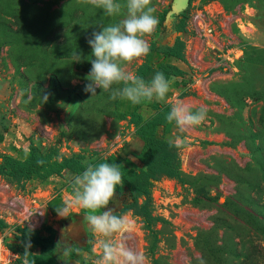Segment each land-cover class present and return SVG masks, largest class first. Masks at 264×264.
I'll list each match as a JSON object with an SVG mask.
<instances>
[{
    "label": "rangeland",
    "instance_id": "rangeland-1",
    "mask_svg": "<svg viewBox=\"0 0 264 264\" xmlns=\"http://www.w3.org/2000/svg\"><path fill=\"white\" fill-rule=\"evenodd\" d=\"M220 1L231 15L224 45L240 47L243 55L223 64L216 61L219 50L192 58L212 77L206 91L182 94L193 111L208 109L199 125L174 127L181 138L182 176L155 181L152 217L126 213L130 231L112 237L143 253L145 264H199L201 258L204 264H264V0ZM116 2L121 12L108 16L81 0H0V153L25 159L34 143L59 157L83 154L86 164L114 152L137 166L129 156L138 148L135 128L121 109L122 99L99 88L93 97L83 90L94 59L87 42L92 32L127 15L126 0ZM173 4L151 0L158 21L168 12L161 29L144 37L150 47L173 44L178 35L188 38L175 31ZM187 7L188 0H176V10ZM74 52L80 62L73 61ZM146 60L158 65L165 58L149 51L121 66L135 75ZM192 70L190 63L184 77ZM153 111L149 104L140 109L145 117ZM126 201L129 194L115 195L110 208ZM84 216H74L64 240H91L84 264H97L103 237L90 231Z\"/></svg>",
    "mask_w": 264,
    "mask_h": 264
},
{
    "label": "clouds",
    "instance_id": "clouds-1",
    "mask_svg": "<svg viewBox=\"0 0 264 264\" xmlns=\"http://www.w3.org/2000/svg\"><path fill=\"white\" fill-rule=\"evenodd\" d=\"M81 2L103 9L108 16L119 14L122 8L116 0ZM124 6L127 9L124 19L117 24L102 27L99 31H93L87 41L94 59H90L91 69L86 77L88 83L83 90L91 93V97L97 95L98 88L105 92L111 91V99L128 100L134 105L153 100L162 102L170 89V82L162 72H156L152 79L146 82L144 78L130 74L121 66L122 62L131 63L149 53L150 44L144 37L151 34L159 23L154 15L155 9L151 6V0H126ZM73 61L80 62L78 52L73 53ZM113 85L122 87L113 89ZM207 112L206 106L202 105L193 111L183 102H178L172 105L165 119L170 124L174 122L177 128L183 131L202 123ZM168 144L170 147L181 146L173 140H169ZM37 163L44 162L38 160ZM73 184L75 199L57 208V213L60 216H68L73 206L87 210L84 220L90 231L103 237L97 264H145L143 253L129 247L123 239H112L114 234L130 231L126 219L114 214V209L107 208L117 186L123 184L121 165L109 162L90 164L81 174L74 177ZM100 209L102 211L97 214ZM30 246V242L27 243L26 250ZM70 251V248H66L63 255L67 256ZM199 264H204L202 258Z\"/></svg>",
    "mask_w": 264,
    "mask_h": 264
},
{
    "label": "trees",
    "instance_id": "trees-1",
    "mask_svg": "<svg viewBox=\"0 0 264 264\" xmlns=\"http://www.w3.org/2000/svg\"><path fill=\"white\" fill-rule=\"evenodd\" d=\"M193 0H189L188 7L181 13L177 14L178 21L175 24L177 34L185 31L189 7ZM167 10L159 19L157 30L161 29L164 24ZM159 52L165 60L158 65L152 64L149 60L141 63L135 73V76L144 78L146 82L150 81L156 72H162L164 76L171 81L174 77H183L186 71L183 70L177 62L186 61L185 41L178 35L173 44L156 45L153 42L150 52ZM240 60V59H239ZM237 60V61H239ZM170 92L162 102L156 100L144 101L140 104H132L128 100H122L120 104L124 115L129 117L131 124L135 128V133L143 140L142 150L136 154V157L145 165V167L128 166L118 155L107 154L97 156L90 163L84 162L83 154H76L71 157H59L55 150L43 151L34 143L30 144L29 155L25 159H20L8 154L0 153V175L10 179L15 183L29 180L46 181L54 175H61L64 171L69 170L76 175L81 174L85 168L92 164L101 162L116 163L121 165L123 184L118 185L114 195L122 196L129 194V201L123 203L120 212L122 214L131 211L134 215L144 218L152 217V188L155 181L163 178H180L182 169L180 166L179 151L180 147L168 144L166 135L171 133L176 126L175 123H168L165 119L166 114L170 111L172 105L167 101ZM149 104L154 111L145 117L140 109ZM1 125V123H0ZM161 128V135L159 130ZM4 139L0 131V142ZM181 145V144H180ZM42 160L44 163L38 164ZM113 203V198L107 208ZM102 210V209H100ZM6 227V223L0 219V230ZM48 235L31 234L28 229H20L16 240L10 243L13 251L18 253V258L13 264H64L65 261L76 260L81 264L85 263L83 251H92V241L84 243L72 242L65 243L57 239V232L50 226L45 228ZM30 242V247L25 245ZM40 246V252L33 251V246ZM66 248L71 251L67 256L63 253Z\"/></svg>",
    "mask_w": 264,
    "mask_h": 264
},
{
    "label": "built area",
    "instance_id": "built-area-1",
    "mask_svg": "<svg viewBox=\"0 0 264 264\" xmlns=\"http://www.w3.org/2000/svg\"><path fill=\"white\" fill-rule=\"evenodd\" d=\"M230 18V13L220 0H193L189 7L186 29L181 32L188 38H181L185 41V56L194 70L190 76L184 77L185 81L180 89L172 91L168 100L171 105L182 102V94L185 92L207 90L212 74L208 68H202L193 61L194 56H202L205 53L203 51L219 50L221 53L216 61L220 64L234 62L242 57L243 50L240 47L231 44L228 46L229 43L228 47L224 45L223 28ZM46 202V195L38 186L28 185L23 188L0 175V219L6 223V227L0 230V264H13L18 258V253L9 244L16 240L20 229L41 228L45 223Z\"/></svg>",
    "mask_w": 264,
    "mask_h": 264
},
{
    "label": "crops",
    "instance_id": "crops-1",
    "mask_svg": "<svg viewBox=\"0 0 264 264\" xmlns=\"http://www.w3.org/2000/svg\"><path fill=\"white\" fill-rule=\"evenodd\" d=\"M178 65L183 70H185L186 72H188L190 69V63L187 62V60L186 61H179ZM184 81H185L184 76L172 78L170 81V89H169L170 94H172V91L174 89H180L182 87V85L184 84ZM169 97H170V95H169ZM167 100H169V98ZM166 138L168 140H173L176 142L181 141V138H178V135L175 133V129H173V131L171 133L167 134ZM133 141L138 143V148L135 149L134 152H130L129 156L132 158L135 165H137L139 167H145V165L136 157V154L142 150L144 142L135 132H134ZM130 148H132V146H130ZM98 155L101 156V155H105V154L100 153ZM68 175L72 176L71 177L72 181L67 180ZM74 177H75V174L73 172L66 170L61 175L52 176L50 178V180L48 179L46 181H39V180L26 181V184H25L26 186H28V185L39 186L40 190L43 191V193L46 195V198H47V202H46V206H45V208H46L45 209L46 220H45V223L42 225L43 227H41V231H42L40 233L41 235H44V236L48 235L49 233L45 228H46V226H50L54 230H56L57 239L65 242L66 240H64V238H65V235L67 234L66 230H67V228H69V224L73 221V218H75L74 216H84L87 214L86 211H83L84 209H81L78 206H73L70 209V213H69L70 215H68V216H60L57 213V208L63 207L66 202H71L75 199V187L73 184ZM113 204L114 203H112L108 208L113 206ZM122 207H123V204H121L119 209L115 210V213L120 212ZM97 211H102V210H97ZM126 213L130 214L132 212L128 211ZM126 213H124L122 215H125ZM97 214H99V213H97ZM72 242H80V241H77L76 239H74V240L68 242V244H70ZM40 249L41 248L38 245L33 246V251L36 253L40 252ZM82 255L86 260L87 257H89L91 255V252L83 251ZM66 264H81V263L79 261L72 259V260L67 261Z\"/></svg>",
    "mask_w": 264,
    "mask_h": 264
},
{
    "label": "water",
    "instance_id": "water-1",
    "mask_svg": "<svg viewBox=\"0 0 264 264\" xmlns=\"http://www.w3.org/2000/svg\"><path fill=\"white\" fill-rule=\"evenodd\" d=\"M188 4H189V0H188ZM175 6H176V0H174V4H173L172 12H175V13H177V14H179L180 12H182V9H181V11L176 10V9H175Z\"/></svg>",
    "mask_w": 264,
    "mask_h": 264
}]
</instances>
